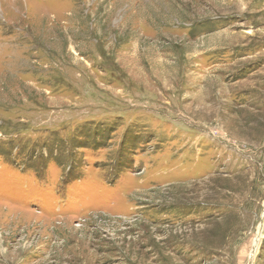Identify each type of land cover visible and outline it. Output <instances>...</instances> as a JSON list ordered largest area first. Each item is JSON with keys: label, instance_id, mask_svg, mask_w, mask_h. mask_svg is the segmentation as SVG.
Masks as SVG:
<instances>
[{"label": "rangeland", "instance_id": "rangeland-1", "mask_svg": "<svg viewBox=\"0 0 264 264\" xmlns=\"http://www.w3.org/2000/svg\"><path fill=\"white\" fill-rule=\"evenodd\" d=\"M0 264H264V0H0Z\"/></svg>", "mask_w": 264, "mask_h": 264}]
</instances>
